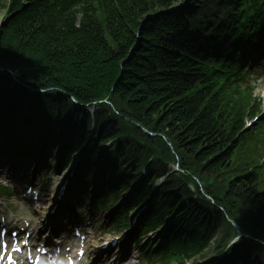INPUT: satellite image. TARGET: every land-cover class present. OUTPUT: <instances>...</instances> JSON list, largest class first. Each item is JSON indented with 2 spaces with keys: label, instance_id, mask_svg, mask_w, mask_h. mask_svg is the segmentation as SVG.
<instances>
[{
  "label": "trees",
  "instance_id": "trees-1",
  "mask_svg": "<svg viewBox=\"0 0 264 264\" xmlns=\"http://www.w3.org/2000/svg\"><path fill=\"white\" fill-rule=\"evenodd\" d=\"M182 1L0 0V15L7 14L0 34V64L25 83L56 89L63 95L58 104L62 113L71 98L81 104L109 99L123 116L167 136L182 155L183 165L210 185L207 190L218 206L264 239V168L255 162L260 159L257 145L248 142L249 134L243 132L244 115L251 107L242 108L237 96L211 85L199 69L207 51L195 35L206 38L211 9H224L226 3L193 0L192 5L200 9L183 14L174 10ZM228 1L231 7L242 2ZM8 86L0 79L4 113H10L14 100L22 96ZM108 110L116 124H102L98 143L86 137L77 121L65 128L59 124L64 137L72 141L67 155L75 152L74 146L87 145L91 160L102 142L122 134L117 126L125 121ZM131 137L125 134L121 140V154L128 147L124 144L135 145ZM178 185L168 183L156 204L161 221L177 210L175 224H185L186 242L179 240L170 260L186 264L215 240L219 220L212 222L205 216L200 200L182 203ZM141 190L144 195L134 198L138 206L149 191L148 184L142 183ZM251 244L255 245L247 240L244 246Z\"/></svg>",
  "mask_w": 264,
  "mask_h": 264
},
{
  "label": "rangeland",
  "instance_id": "rangeland-1",
  "mask_svg": "<svg viewBox=\"0 0 264 264\" xmlns=\"http://www.w3.org/2000/svg\"><path fill=\"white\" fill-rule=\"evenodd\" d=\"M5 14L6 13H3L0 16L4 19ZM5 19H7V14H6ZM254 98H255V100L257 102H258V100H260L262 103H264V80H262L259 83L258 89L254 93ZM256 101H252L251 103L254 104V113L258 112V115H259L261 113V110L258 109V106H257L258 103ZM260 123H261L260 124V130H256L255 131V135H257V137L254 136L253 139H254V142L257 141V146L259 148V153H261L263 155V156L262 155L259 156L260 157L259 162H257V160H256V164H260L261 165V161L264 159V133H263L264 132V119ZM245 149L247 150V147H245ZM51 169H52L53 172H52L51 176L47 179V181H45V182H48V183L45 184L46 185V189H44V188H42V186H40L41 190H43V191L41 192L42 193V199H41V201L39 203V207L42 208L43 210L45 209L46 206H50L48 204H51L52 200L58 199L57 196H55V192H56L58 184L60 183L61 179L63 178V173H64V172H59L58 173L57 171H55L54 170V166H52ZM73 171H74V169H73ZM69 172L70 171L67 169V174H69ZM95 174L97 176V178H95V179H99L100 172L97 171ZM55 204H56V201H55ZM116 236H119V235H116ZM116 236L106 235V236H104L103 241H111ZM230 236L231 235L227 231L221 237V241H220L219 245L222 248H224L226 246L224 251H227V249L230 248V246L232 245V243L230 244V242H228L230 240ZM206 255H207L206 258L203 255V256H200L199 258H197L196 261L201 262V263H203L204 261H208L210 258L213 257V255H215V253L211 252L210 254L207 253ZM253 261L254 260H252V262ZM106 263H108V260L104 261V264H106ZM188 264H194V261H191Z\"/></svg>",
  "mask_w": 264,
  "mask_h": 264
},
{
  "label": "snow or ice",
  "instance_id": "snow-or-ice-1",
  "mask_svg": "<svg viewBox=\"0 0 264 264\" xmlns=\"http://www.w3.org/2000/svg\"><path fill=\"white\" fill-rule=\"evenodd\" d=\"M17 251H19V249H17ZM0 259H2V257H0ZM9 260H10V264H17V262L13 260L11 257H9Z\"/></svg>",
  "mask_w": 264,
  "mask_h": 264
}]
</instances>
